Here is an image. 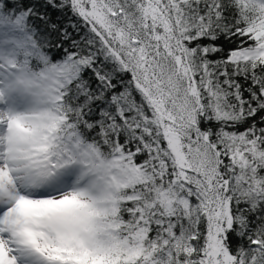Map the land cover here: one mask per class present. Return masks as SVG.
I'll list each match as a JSON object with an SVG mask.
<instances>
[{"label": "snow or ice", "instance_id": "snow-or-ice-1", "mask_svg": "<svg viewBox=\"0 0 264 264\" xmlns=\"http://www.w3.org/2000/svg\"><path fill=\"white\" fill-rule=\"evenodd\" d=\"M0 264H264V0H0Z\"/></svg>", "mask_w": 264, "mask_h": 264}]
</instances>
